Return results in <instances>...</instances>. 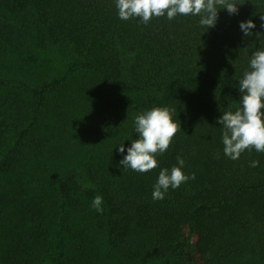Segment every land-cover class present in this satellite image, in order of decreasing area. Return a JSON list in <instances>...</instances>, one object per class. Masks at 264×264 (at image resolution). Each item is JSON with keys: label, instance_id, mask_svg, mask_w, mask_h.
<instances>
[{"label": "trees", "instance_id": "16d2710c", "mask_svg": "<svg viewBox=\"0 0 264 264\" xmlns=\"http://www.w3.org/2000/svg\"><path fill=\"white\" fill-rule=\"evenodd\" d=\"M236 3L208 29L124 21L116 0H0V264H264V153L231 160L217 123L264 50L239 27L264 34V0ZM154 107L181 130L157 168L123 169ZM177 156L195 179L154 201Z\"/></svg>", "mask_w": 264, "mask_h": 264}, {"label": "clouds", "instance_id": "9594fccd", "mask_svg": "<svg viewBox=\"0 0 264 264\" xmlns=\"http://www.w3.org/2000/svg\"><path fill=\"white\" fill-rule=\"evenodd\" d=\"M236 0H116L118 16L121 20L139 18L147 25L154 17L166 15L169 21L182 16H199L202 27L213 28L217 24L219 9H226L229 15H238L239 7ZM264 21V15L260 16ZM240 30L246 37L253 34L260 38L262 33H253L256 24L252 19L240 22ZM264 27V24L261 25ZM241 92L240 106L235 111L223 112L217 120L222 125L221 138L223 152L231 160H238L246 150L264 153V50L255 51L249 62V70L239 80ZM174 109L154 107L134 118L135 132L138 139H133L127 149V155L119 162L123 169H131L138 173H147L158 167L157 156L163 155L170 147L177 133L181 130L173 119ZM119 152H125L124 143L119 145ZM179 166L170 170L163 168L154 185L152 198L163 200L171 188H179L195 174L186 175L182 168L185 161L177 156ZM259 161H251V167H257ZM103 198H93L91 207L103 212Z\"/></svg>", "mask_w": 264, "mask_h": 264}]
</instances>
